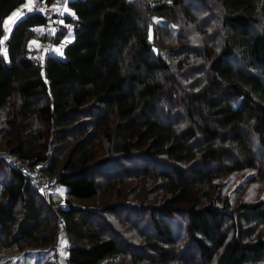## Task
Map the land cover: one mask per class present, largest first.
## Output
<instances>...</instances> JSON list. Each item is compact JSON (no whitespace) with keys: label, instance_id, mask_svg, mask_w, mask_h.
Masks as SVG:
<instances>
[{"label":"trees","instance_id":"obj_1","mask_svg":"<svg viewBox=\"0 0 264 264\" xmlns=\"http://www.w3.org/2000/svg\"><path fill=\"white\" fill-rule=\"evenodd\" d=\"M23 2L0 0V149L67 195L0 155V248L63 226L39 264H264V199L220 180H264V0H66L55 30L43 0L5 34Z\"/></svg>","mask_w":264,"mask_h":264},{"label":"rangeland","instance_id":"obj_2","mask_svg":"<svg viewBox=\"0 0 264 264\" xmlns=\"http://www.w3.org/2000/svg\"><path fill=\"white\" fill-rule=\"evenodd\" d=\"M33 0H24V2L12 10L4 19L5 34L8 33L11 25L24 16L28 11L33 10ZM73 31H68L65 35L70 39ZM255 173L252 167H245L238 170H233L222 176L220 180L224 182V192L227 194H234L239 192L240 195L247 200L264 199V180L257 178L255 180L249 179ZM67 187L61 184H52L49 186V192L52 196L61 202L67 195ZM68 252L67 241L64 235L63 226L60 227L56 242L53 246L44 249L27 248L23 251L17 250L15 247L0 248V264H39L48 254ZM63 260V258H61Z\"/></svg>","mask_w":264,"mask_h":264},{"label":"built area","instance_id":"obj_3","mask_svg":"<svg viewBox=\"0 0 264 264\" xmlns=\"http://www.w3.org/2000/svg\"><path fill=\"white\" fill-rule=\"evenodd\" d=\"M66 0H54V17L52 19V28L55 30L60 23V16L62 15L63 7ZM33 9L37 11H42L45 8L43 0H33L32 2ZM48 51H52L51 48H48ZM0 155H4L6 160L11 163L16 169L21 172L31 176L35 179L36 182L42 184V190H48V186L54 181L53 178L47 176L43 171H41L39 164L31 163L30 160L25 158H19L14 153L8 152L6 150L0 149Z\"/></svg>","mask_w":264,"mask_h":264},{"label":"crops","instance_id":"obj_4","mask_svg":"<svg viewBox=\"0 0 264 264\" xmlns=\"http://www.w3.org/2000/svg\"><path fill=\"white\" fill-rule=\"evenodd\" d=\"M64 10H66L65 7H64ZM44 28H46V30L48 31L49 26L46 25ZM37 30H38V32H42L43 27H38Z\"/></svg>","mask_w":264,"mask_h":264}]
</instances>
